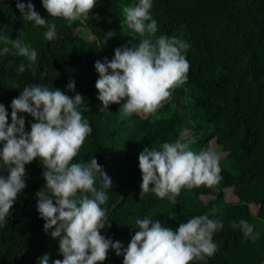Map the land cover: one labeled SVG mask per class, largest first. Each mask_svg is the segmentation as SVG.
Here are the masks:
<instances>
[{
  "label": "trees",
  "instance_id": "trees-1",
  "mask_svg": "<svg viewBox=\"0 0 264 264\" xmlns=\"http://www.w3.org/2000/svg\"><path fill=\"white\" fill-rule=\"evenodd\" d=\"M17 2L0 0V36L22 39L36 50L37 60L0 56V104L11 124V102L24 87L39 84L83 97L82 115L92 132L73 162L95 158L112 179L105 190L108 200L101 206L110 227L100 234L122 245L121 255L110 247L100 264H123L124 250L138 231L137 219L148 216L175 231L180 223L204 214L223 222L213 234L218 251L191 264H264V0H152L155 38L177 36L189 43L185 55L190 68L186 83L175 87L154 114L133 113L125 119L119 114L125 101L105 108L98 99L95 63L111 61L117 48L138 46L142 38L124 24L122 9L139 0H96L89 20L74 22L51 17L42 0H19L32 3L48 24L56 25L52 41L45 38L47 27L23 18ZM82 29L87 38L80 36ZM5 46L14 51L0 41V50ZM22 63L26 70L18 73ZM70 81L75 82L74 91L67 88ZM86 106L89 110L83 111ZM19 116L30 132L35 118ZM181 137L196 152L216 151L223 179L212 187L182 188L173 205L167 197L141 192L139 155L146 147L160 150L163 143ZM4 143L0 141V150ZM44 171L39 157L25 165L26 187L0 225V264H39L45 254L49 264L63 259L60 238L51 236L54 228L45 232L37 209L36 193L46 189ZM8 174L0 161V175ZM95 186L101 188L99 177ZM242 219L254 225L248 237L239 226Z\"/></svg>",
  "mask_w": 264,
  "mask_h": 264
},
{
  "label": "clouds",
  "instance_id": "clouds-1",
  "mask_svg": "<svg viewBox=\"0 0 264 264\" xmlns=\"http://www.w3.org/2000/svg\"><path fill=\"white\" fill-rule=\"evenodd\" d=\"M42 4L51 17L74 22L89 20L96 0H42ZM16 6L25 20L47 27L48 41L56 38V25L48 24L32 3L18 0ZM152 6V0H139L133 6L123 7L124 24L142 39L138 46L115 49L111 61L105 58L104 62L95 63L99 73L95 84L98 99L105 108L110 103L125 101L119 110L122 119L133 113L154 114L170 98L172 90L187 81L190 64L185 53L191 45L177 36L155 38L158 25L150 14ZM0 41L14 49L5 46L0 56L15 55L32 63L37 60L36 50L22 39L13 41L3 35ZM25 70L22 63L17 72ZM67 88L74 91L75 82L70 81ZM82 105L85 101L79 93L70 97L59 88L39 84L24 87L12 100L11 124L5 106L0 104V141L5 142L0 161L9 173L6 178L0 175V225L9 217L18 193L26 187L25 165L39 157L45 169L46 189L36 193L37 209L45 220V232L54 228L51 236L60 238L59 251L63 255L62 260L56 259L53 264H100L107 258L110 247L121 255V243H113L100 234L106 225L110 227L107 212L101 206L108 200L105 190L113 184L112 179L95 158L87 163L73 162L92 132L82 115ZM88 110L87 106L83 109ZM18 113L30 114L37 121L31 125L30 132H25V119L18 117ZM190 143L181 137L163 143L160 150L144 148L139 155L141 192L151 191L176 205L182 188L217 185L223 179L220 155L212 149L196 152ZM97 177L101 181L100 189L95 186ZM136 225L138 231L124 250L123 264L204 261L218 251L213 234L223 228L221 220L209 218L208 214L180 223L175 231L148 216L137 219ZM236 226L233 222V227ZM239 226L245 237L252 234L254 225L242 219ZM39 264H49V255L39 258Z\"/></svg>",
  "mask_w": 264,
  "mask_h": 264
},
{
  "label": "rangeland",
  "instance_id": "rangeland-1",
  "mask_svg": "<svg viewBox=\"0 0 264 264\" xmlns=\"http://www.w3.org/2000/svg\"><path fill=\"white\" fill-rule=\"evenodd\" d=\"M79 34L84 38H87L89 36V33L85 29H82V31Z\"/></svg>",
  "mask_w": 264,
  "mask_h": 264
}]
</instances>
